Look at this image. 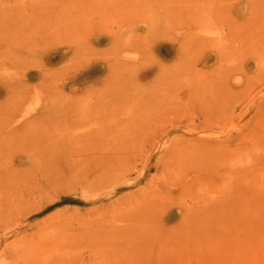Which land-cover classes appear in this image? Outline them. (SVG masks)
<instances>
[{
  "label": "rangeland",
  "instance_id": "1",
  "mask_svg": "<svg viewBox=\"0 0 264 264\" xmlns=\"http://www.w3.org/2000/svg\"><path fill=\"white\" fill-rule=\"evenodd\" d=\"M0 264H264V0H0Z\"/></svg>",
  "mask_w": 264,
  "mask_h": 264
}]
</instances>
